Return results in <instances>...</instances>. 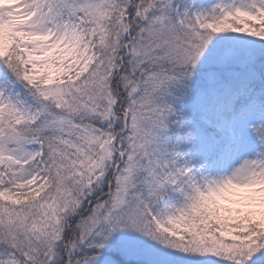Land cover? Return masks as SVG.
<instances>
[{"label": "snow or ice", "instance_id": "snow-or-ice-1", "mask_svg": "<svg viewBox=\"0 0 264 264\" xmlns=\"http://www.w3.org/2000/svg\"><path fill=\"white\" fill-rule=\"evenodd\" d=\"M0 264H264V0H0Z\"/></svg>", "mask_w": 264, "mask_h": 264}]
</instances>
